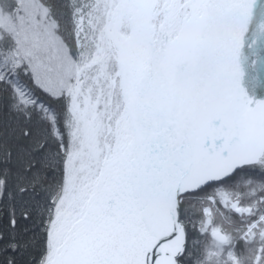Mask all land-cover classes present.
<instances>
[{"label":"snow or ice","instance_id":"1","mask_svg":"<svg viewBox=\"0 0 264 264\" xmlns=\"http://www.w3.org/2000/svg\"><path fill=\"white\" fill-rule=\"evenodd\" d=\"M0 264H264V0H0Z\"/></svg>","mask_w":264,"mask_h":264}]
</instances>
